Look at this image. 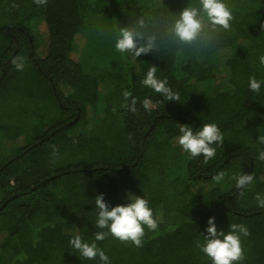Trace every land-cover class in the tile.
Instances as JSON below:
<instances>
[{
    "label": "trees",
    "instance_id": "1",
    "mask_svg": "<svg viewBox=\"0 0 264 264\" xmlns=\"http://www.w3.org/2000/svg\"><path fill=\"white\" fill-rule=\"evenodd\" d=\"M224 2L231 29H221L201 55L178 54L167 32L170 20L188 5L199 7L198 0H0V264H102L99 256L80 257L69 243L76 235L95 242L110 264H212L197 241L213 216L218 231L232 223L249 229L236 264H264V208L255 199L264 196V161L257 159L264 151V83L259 92L249 88L252 76L264 81V0ZM140 17L157 50L140 57L117 51L119 29ZM87 34L109 55L85 62L78 39ZM15 57L24 58L22 71ZM153 66L181 101L141 84ZM217 74L223 86L212 91ZM132 98L136 112L121 106ZM146 98L150 110L142 106ZM204 123L224 137L212 145L215 157L205 163L189 154L177 173L171 167L157 175L153 163L170 161L180 146V125L196 131ZM238 174L254 175L253 183L236 188ZM129 193L148 201L158 228L145 227L142 247L110 233L96 241L95 233L108 229L95 226V197L104 194L111 208L130 203Z\"/></svg>",
    "mask_w": 264,
    "mask_h": 264
},
{
    "label": "clouds",
    "instance_id": "2",
    "mask_svg": "<svg viewBox=\"0 0 264 264\" xmlns=\"http://www.w3.org/2000/svg\"><path fill=\"white\" fill-rule=\"evenodd\" d=\"M33 2L37 5L47 4V0H33ZM198 3L199 7L192 5L185 7L168 24L167 32L170 40L176 45L178 54L189 49L202 55L214 47L221 29L224 31L231 29L234 16L224 0H198ZM145 27L146 21L143 17L136 21V26L121 27L116 36V50L121 53H131L136 57L156 51L157 37L155 34L146 35L141 31ZM262 31H264V25H262ZM259 61L264 65V55L259 57ZM12 63L17 70L22 71L25 67L23 57H15ZM156 72L155 66L149 68L141 84L161 94L167 101H181L179 94L167 86V80L157 78ZM262 83L264 81H258L255 76L249 78V88L253 92H259ZM131 96V92L127 90L123 92L125 101H128ZM136 104L137 100L132 98L130 104L125 103L121 106L136 112ZM142 106L145 110H150L151 106L147 98L142 101ZM179 131L181 135L178 137V143L181 148L189 153L191 158L203 156L205 163L216 155V149L212 145L223 144L224 141L220 128L214 123H204L196 131H193L189 125H180ZM258 142L264 144V134H260ZM58 159L59 150L53 146L51 162L55 163ZM257 159L264 161V151L259 153ZM225 175L226 173L221 171L213 177V180L219 183ZM232 179L236 182V188L244 189L253 183L254 175L238 174ZM239 195L243 196L244 191H240ZM129 198L130 203L110 208L104 199V194L95 197L98 217L95 226L99 229H108L107 232H96V241L104 240L110 233L121 242H131L136 247H142L145 227L150 231L158 228V221L154 218L148 201L144 197L131 193ZM255 199L258 206L264 208V196L258 193ZM241 235L245 237L250 235L245 225L232 223L227 232L218 231L213 216L208 220L207 234H204L203 243L197 241V247L211 259L212 264H236L244 259ZM69 243L79 252L80 257L94 260L99 256L102 264H110L108 255L99 249L95 242L91 244L84 242L79 235H76Z\"/></svg>",
    "mask_w": 264,
    "mask_h": 264
},
{
    "label": "rangeland",
    "instance_id": "3",
    "mask_svg": "<svg viewBox=\"0 0 264 264\" xmlns=\"http://www.w3.org/2000/svg\"><path fill=\"white\" fill-rule=\"evenodd\" d=\"M33 32H34V35H35V38L37 39V41L40 42L42 39L40 37V33L38 32V30L35 28V29H33ZM78 42H79V46H80L79 49L81 47L83 48L81 51V56L85 57L84 61L87 63L88 62L93 63L95 61L100 60V57H105L104 54L109 55L108 51H106V50L104 51L103 48L98 47V45L96 44V38L92 37L91 34H87V36L83 35L81 38L78 39ZM90 44L91 45L96 44L97 47H93ZM87 45H88V47H85ZM89 46H91L92 48L91 47L89 48ZM107 50L112 52V50L110 48H107ZM223 79H224L223 77L221 78L220 75L217 74L214 83L210 86V89L212 91H215V90L219 89L220 87H222L223 86ZM12 108H13V106H12ZM29 111H31V110H29ZM27 113L29 114L30 112H27ZM31 115H32V113H31ZM188 156H189V153L185 152L181 148V146L173 148L172 149V155H171L172 158L170 159V161L166 160L165 162L163 161V163H161V164H158V163L155 164V162L153 163V165L156 166L155 167V173L161 177L163 175V172H167L168 168H171V167H173L177 173L179 168L183 169L185 167L187 160H188Z\"/></svg>",
    "mask_w": 264,
    "mask_h": 264
}]
</instances>
